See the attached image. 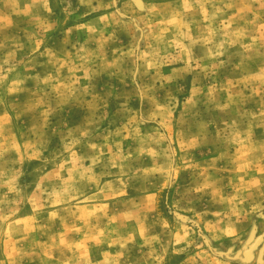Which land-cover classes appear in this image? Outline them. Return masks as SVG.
<instances>
[{
  "label": "rangeland",
  "instance_id": "obj_1",
  "mask_svg": "<svg viewBox=\"0 0 264 264\" xmlns=\"http://www.w3.org/2000/svg\"><path fill=\"white\" fill-rule=\"evenodd\" d=\"M0 264H264V0H0Z\"/></svg>",
  "mask_w": 264,
  "mask_h": 264
}]
</instances>
